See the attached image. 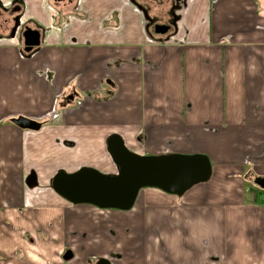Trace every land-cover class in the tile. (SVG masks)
Instances as JSON below:
<instances>
[{"label": "crops", "instance_id": "crops-1", "mask_svg": "<svg viewBox=\"0 0 264 264\" xmlns=\"http://www.w3.org/2000/svg\"><path fill=\"white\" fill-rule=\"evenodd\" d=\"M19 1L43 35L30 53L0 34L1 264H264V0ZM113 134L140 155L205 154L212 176L142 188L126 211L60 196V170L117 173Z\"/></svg>", "mask_w": 264, "mask_h": 264}, {"label": "water", "instance_id": "water-1", "mask_svg": "<svg viewBox=\"0 0 264 264\" xmlns=\"http://www.w3.org/2000/svg\"><path fill=\"white\" fill-rule=\"evenodd\" d=\"M170 29L165 24L154 26V32L158 34H166ZM34 33L33 39L24 43L26 52L33 51L42 43L41 33ZM69 99H73V96ZM13 122L25 129L38 130L41 127L37 120L26 117H18ZM107 147L118 167L117 173L107 174L92 167H82L73 173L60 170L52 179L53 189L74 204L85 203L102 209L126 211L133 207L142 188L155 187L182 196L212 176V165L205 154L140 155L129 150L117 134L109 137ZM254 183L264 189V177H256ZM29 184L36 186L34 174L30 176ZM73 255L68 250L63 259L70 261ZM102 262L110 264L107 260Z\"/></svg>", "mask_w": 264, "mask_h": 264}, {"label": "flooded vegetation", "instance_id": "flooded-vegetation-1", "mask_svg": "<svg viewBox=\"0 0 264 264\" xmlns=\"http://www.w3.org/2000/svg\"><path fill=\"white\" fill-rule=\"evenodd\" d=\"M1 1V0H0ZM56 4L70 5L76 2V0H52ZM182 0H171L173 5L180 3ZM23 13V4L19 0H14L7 6H4L0 2V34H8L10 37H16L18 42L24 46L26 40H32L34 32L39 31L41 36L43 35V30L41 27L31 19H24L22 16ZM176 17L171 18L166 21L165 25H174L171 22H175ZM32 52V51H31ZM30 52V53H31ZM63 258V257H62ZM63 262L65 261L63 259ZM87 264H104L102 260L98 257H94ZM110 264H112L110 262Z\"/></svg>", "mask_w": 264, "mask_h": 264}, {"label": "rangeland", "instance_id": "rangeland-1", "mask_svg": "<svg viewBox=\"0 0 264 264\" xmlns=\"http://www.w3.org/2000/svg\"><path fill=\"white\" fill-rule=\"evenodd\" d=\"M141 232H143V230L141 231ZM28 235V234H27ZM139 246L140 247H142L143 246V242L141 241L140 242V244H139ZM25 249L23 248V251H24ZM22 251V250H21ZM20 250H18L17 252H16V257H15V260L17 261V263L18 264H40V263H38V262H35V261H33L31 258H29L28 256H27V254L26 253H24L23 252V254L21 255L20 254V252H21ZM25 252H26V250H25ZM34 252V251H33ZM55 253H57V251L55 252ZM3 254L2 253H0V264H1V261H3V260H10L11 258L10 257H5V256H2ZM97 257V256H96ZM44 259H45V257H44ZM47 259V258H46ZM48 261H46V263H44V264H62V262L59 260V259H57V261H51V260H49V258L47 259ZM109 261L110 262H116L117 264H119V260H118V258H116V257H114V256H112V257H110L109 258ZM66 264H68V263H70V264H74L72 261H69V262H65ZM115 264V263H114Z\"/></svg>", "mask_w": 264, "mask_h": 264}]
</instances>
